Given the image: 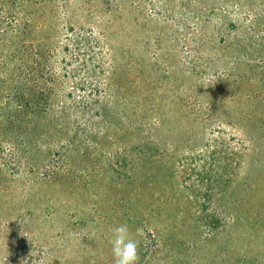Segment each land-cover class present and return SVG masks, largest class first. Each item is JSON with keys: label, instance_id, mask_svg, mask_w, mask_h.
<instances>
[{"label": "rangeland", "instance_id": "rangeland-1", "mask_svg": "<svg viewBox=\"0 0 264 264\" xmlns=\"http://www.w3.org/2000/svg\"><path fill=\"white\" fill-rule=\"evenodd\" d=\"M264 264V0H0V264Z\"/></svg>", "mask_w": 264, "mask_h": 264}, {"label": "clouds", "instance_id": "clouds-1", "mask_svg": "<svg viewBox=\"0 0 264 264\" xmlns=\"http://www.w3.org/2000/svg\"><path fill=\"white\" fill-rule=\"evenodd\" d=\"M109 243L114 264H138L139 241L133 238L127 223L119 224L112 229Z\"/></svg>", "mask_w": 264, "mask_h": 264}]
</instances>
